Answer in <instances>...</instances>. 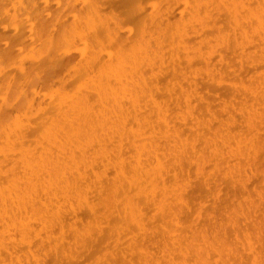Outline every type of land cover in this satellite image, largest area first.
I'll return each mask as SVG.
<instances>
[{"label": "rangeland", "instance_id": "rangeland-1", "mask_svg": "<svg viewBox=\"0 0 264 264\" xmlns=\"http://www.w3.org/2000/svg\"><path fill=\"white\" fill-rule=\"evenodd\" d=\"M55 1L62 9L54 11L52 27L59 28L67 16L66 4L72 0ZM184 1L188 5L193 3V0H181ZM135 2L99 0L95 9L111 28L126 36L132 30L131 39H136L142 31L138 23L144 21L137 17V23L136 14L131 10ZM181 2L178 6L171 2L167 8L160 0L147 3H156L153 5L161 10L163 19L159 28L150 27L143 33L144 40L157 48L163 59L153 73L146 72L136 82L139 97L144 96L146 84L152 88V100L166 117L173 134L169 138L176 141L167 143L162 139L160 146L170 149V145L182 143L192 149L191 161L184 160L181 166L169 164L164 175L168 191L173 190L178 196L167 202L172 203L170 207L175 216H166L171 210L162 215L158 205L147 203L143 197L135 199L132 194L119 196L117 202L112 199V182L119 179L117 164L122 162L129 171L127 163L135 159L129 140L125 139L118 158L114 140L107 147L108 163L103 161L102 166L94 169L95 177L88 175L86 202L58 194V200L54 198L52 204L54 209L61 210L59 221L43 226L34 217L25 219L32 232L22 237L17 230L10 231L13 241L6 240L10 251H2L0 264H264V32L261 29L253 32L250 25L244 24L256 21L254 13L261 0H214L210 6L212 11L202 13L201 24L189 18L188 10L183 12ZM0 5L10 15L16 14V21L22 20L23 28H29L26 20L31 16L18 13L12 0H0ZM234 11L237 18L233 17ZM28 20L30 24L31 19ZM182 24L187 25L181 30ZM3 25L11 27L8 21ZM44 34L21 57L0 58L1 65L6 64L3 69L0 66V72L7 71L8 76L16 77L21 60H26L23 62L27 67L28 58L40 52L48 37ZM173 34L177 35L175 44ZM137 40L127 49L138 46ZM81 49L75 51L79 55L71 60L72 66L69 63L68 72L54 71V84L46 82L50 89L53 87L54 97L72 93L81 86L87 63V51ZM98 49L104 58L109 51L112 55L117 51L105 39ZM4 58L11 63L7 65ZM39 84L36 90L47 93L39 90L42 87ZM10 88L14 90L12 85ZM162 126L154 124V131L145 127L144 137L152 133L158 140V129L162 130ZM131 127L137 130L135 124ZM3 150L1 155L6 154L9 160L0 168V196H9L28 187L31 173L25 167L26 162H36L44 154L35 138L28 139L24 146L16 145L14 152ZM21 159L25 160V166L20 163ZM132 200L137 209V224L130 221L131 216L126 217L130 212L126 205ZM0 231H6L5 227Z\"/></svg>", "mask_w": 264, "mask_h": 264}, {"label": "bare ground", "instance_id": "bare-ground-1", "mask_svg": "<svg viewBox=\"0 0 264 264\" xmlns=\"http://www.w3.org/2000/svg\"><path fill=\"white\" fill-rule=\"evenodd\" d=\"M54 1L12 0L17 6L18 13L26 12L31 16L28 18L31 19L30 24V20L25 19L30 25L29 28H23L22 20L18 19L17 22L16 14L10 15L3 8L4 5H0V58L21 57L20 55L27 48L39 42L37 40L40 35L43 36L45 32L46 35L48 34L44 44H41L42 47L36 46L41 48L40 52L36 51L37 53L28 58L30 62L27 60L29 62L27 67L24 65L25 59L18 62L16 77L8 76L10 72L7 74L5 73L7 71L0 72V155L4 148L14 152L16 145L24 146L30 138L36 139L45 155L38 157L36 162H33L34 160L26 162V166L25 160L21 159L20 163L31 173L27 179L28 187H23V190L19 189L16 193L15 188L10 189L14 194L0 196V228L6 229L0 231V256L2 251L5 253L10 251L6 248V240L13 241L10 231L17 230L22 237H27L32 232L28 221L24 223L25 219L34 217L43 226L59 221L61 210L54 209L52 204L54 198L58 200L56 197L58 194L69 200L86 202L85 189L88 186V175L94 176V169L103 161L108 163L107 147L112 145L114 140L117 142L114 146L118 158L121 142L125 139L129 140V148L133 151L135 159L127 163L129 171L125 170L122 162L117 164L119 179L112 182V199L115 198L114 201L117 202L119 196L128 197L130 194L134 195L135 199L143 197L147 203L158 205L157 210H160L162 215H166L171 210V214L166 215L170 218L175 214L170 207L172 203L167 202L178 199V196L173 190L168 191L164 175L168 173L169 164L178 163L181 166L184 160H192V149L185 144L170 145V149L160 146L159 142L162 139L167 143L176 142L169 138L173 134L170 133L166 117L152 100V88L146 84L143 97H139L136 91L137 80L146 72L153 73L157 63L162 64V55L157 48L149 45V41L144 40L143 35L148 28H159L162 25L163 15L161 10L153 5L156 3L147 5L152 0H136L133 3L131 10L135 12L136 18L143 19L144 22L138 23L137 18V23L142 28L139 37L136 36L140 44L128 50L129 45L136 40L131 39L132 30L126 36L120 34L114 27L111 28L96 12L95 8L99 0L91 2L82 0L79 4L76 3L77 0L76 2L72 0L66 4L67 16L62 17L63 21L59 28L52 27L51 19L54 18V11L61 8L60 3L55 1L57 6L55 9ZM160 2L165 3L167 8L171 2L178 6L181 0H160ZM213 3L214 0H193L192 5H188L184 1L182 10L183 12L188 10L189 18L201 24L202 13L212 11L210 6ZM258 8L254 13L256 21L244 24L246 27L250 25L253 32L258 29L264 32V0H261ZM232 14L237 18L236 11ZM6 21L10 28L3 25ZM185 25L187 24H182L180 29L182 30ZM52 28L58 30L54 32ZM45 36L42 37V41ZM179 36L182 38V35ZM104 39L113 43L117 50L114 55L109 51L106 59L98 49ZM173 41H177L176 34L172 36ZM81 47L87 51L86 72L81 86L79 84L72 93L58 94L54 97L53 87L50 89L46 82L54 84V71L68 72L69 63L71 60H76L79 55L75 51ZM14 57L11 59L15 60ZM8 63L11 62L8 61L7 65ZM5 65L3 63L2 66L0 63L2 69ZM38 83L42 86L39 90H47V93L42 92V94L36 90ZM10 85L14 90L10 91ZM249 122L253 124V120ZM157 123L163 125L162 130L158 129L160 135L158 140H155L156 136L152 133L144 137L147 133L145 127L154 131V124ZM131 124H135L137 130L131 129ZM137 136L142 138L134 139ZM1 156L3 159H0V168L9 160L6 154ZM126 173H129V176ZM98 181L96 180V184L99 183ZM157 197L159 199L156 203ZM126 207L130 210L128 214L126 213V217L131 216L130 221L137 224L138 220L136 222L135 216L137 209L133 200Z\"/></svg>", "mask_w": 264, "mask_h": 264}]
</instances>
